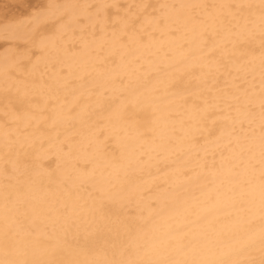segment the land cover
Returning a JSON list of instances; mask_svg holds the SVG:
<instances>
[{"label": "bare ground", "instance_id": "6f19581e", "mask_svg": "<svg viewBox=\"0 0 264 264\" xmlns=\"http://www.w3.org/2000/svg\"><path fill=\"white\" fill-rule=\"evenodd\" d=\"M0 45V261L264 258L260 0H0Z\"/></svg>", "mask_w": 264, "mask_h": 264}, {"label": "snow or ice", "instance_id": "6c2138e0", "mask_svg": "<svg viewBox=\"0 0 264 264\" xmlns=\"http://www.w3.org/2000/svg\"><path fill=\"white\" fill-rule=\"evenodd\" d=\"M260 4H261V8L262 10H264V0H260ZM49 8H52V7H56V5L54 4H49L48 5ZM141 7H143L145 10H147V8L149 7V5L145 2L144 4L141 5ZM62 20L61 18L57 17L56 20L54 21V26L56 24H59L61 23ZM125 26L126 27H131L133 29H135V22L134 21H125ZM42 39V37H41ZM0 47H3V45H0ZM19 47V46H18ZM39 50V49H37ZM36 52L33 50V48L29 47V48H25L22 52V56L24 58H29L31 57L32 55H35ZM261 203H262V207H264V192H262V200H261ZM0 264H19V262H16V261H10V260H4V261H0ZM246 264H256L255 261H247ZM259 264H264V258H262L259 262Z\"/></svg>", "mask_w": 264, "mask_h": 264}]
</instances>
